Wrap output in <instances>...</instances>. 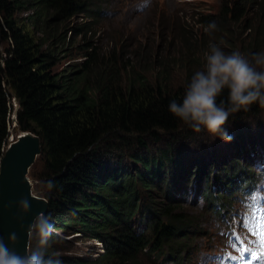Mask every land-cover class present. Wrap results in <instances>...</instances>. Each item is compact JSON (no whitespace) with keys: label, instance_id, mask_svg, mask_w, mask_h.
<instances>
[{"label":"trees","instance_id":"1","mask_svg":"<svg viewBox=\"0 0 264 264\" xmlns=\"http://www.w3.org/2000/svg\"><path fill=\"white\" fill-rule=\"evenodd\" d=\"M120 1L0 0V157L13 129L30 130L41 141L35 175L43 181L47 210L34 228L40 235L29 264H143L142 253L183 263L199 223L182 205L189 196L193 202L204 198L211 170L187 169L180 141L165 144L160 132L182 138L189 148L195 146L188 142L201 143L212 158L222 150L188 127L208 116L224 125L244 120L225 132L223 144L227 153L238 151L232 177L242 183L234 210L213 205L209 196L202 210L227 228L256 211L242 201L264 179V70L198 80L188 73L172 90L164 80L151 82L144 71L151 51L129 57V47L120 43L101 49L104 4ZM262 1L221 0L207 18L195 13L204 26L217 29L246 20L257 7L255 22L264 24ZM179 31L184 45L192 46L196 33L184 24ZM149 136L164 145L150 148ZM252 166L258 170L242 177ZM217 180L225 181L214 172ZM71 235L98 241L102 251L91 259L67 253Z\"/></svg>","mask_w":264,"mask_h":264},{"label":"rangeland","instance_id":"2","mask_svg":"<svg viewBox=\"0 0 264 264\" xmlns=\"http://www.w3.org/2000/svg\"><path fill=\"white\" fill-rule=\"evenodd\" d=\"M220 1L122 0L118 4L115 2L104 4L103 11L105 15L100 19L102 23L97 32V36L101 39L103 45L101 49L106 51L120 43L124 45L125 49L129 47L127 49L129 57L134 56V54H145V52L149 55V51H151V58L144 60V71L151 82L160 83L164 80L170 90L177 85L183 84L188 73L192 75L193 79L198 80L204 74L242 76L247 73L264 70V24L255 22L260 17V15L255 17V12L260 10V8L257 9L255 7L254 10H249L246 20L243 18L242 21L230 22L226 26L222 24L216 25L218 28H213V31L212 25H209L208 28L198 20L199 16L195 11L201 13L202 18H207L210 13L217 9ZM261 5H264V0ZM183 24L196 33L192 46L184 45V39L180 38L181 32L179 28ZM249 24H251V27H248ZM256 25L257 27L254 29ZM221 26L222 28H219ZM203 34H209V39L207 40L208 36H203ZM135 35L138 36V39L134 43H125L124 39L128 41ZM210 37L214 39L211 40ZM1 43L0 47L2 48L3 43L2 45ZM158 55L160 56L157 57ZM164 57L167 60L162 62ZM61 64L64 63L62 62ZM135 69L138 70L139 68ZM162 69L164 70L162 71ZM259 120L264 122V113L260 115ZM241 122H244V120H236L224 125L211 116H208L205 122L203 120L192 121L188 127L197 129L203 143L210 145L214 142L211 148L216 147L215 150H222L223 153L221 155L217 153L212 158L211 154L206 153L207 149H211L200 148L201 143L197 145L196 143L188 142V144L195 146V148H189L187 142L183 141L182 138H171L167 133L160 132V140L165 144L180 141L179 146H182L181 155L185 157V161L182 164L187 169L190 168L196 171L198 168H205L211 170L210 178L205 181L208 187L206 191L208 192H205L204 198L196 196L195 204L191 205V199L194 197L189 196L185 198L187 200L182 205L185 211L194 212L199 226L195 234V245L191 252L186 255V260L181 264H212L211 258L214 256L219 244L222 243V239L217 236L218 232L213 228L216 224L215 218L211 216L212 214L208 215L201 210V207L206 204L209 196L214 202L212 203L213 205L225 204L230 210L235 208V200L241 191L240 185L242 183L240 182V185H238V181L232 177L233 173L238 170V166L234 162V156L238 155V151L227 153L228 151L226 152L223 144H227L225 132L232 130L230 128L236 123L241 125ZM200 128L202 130H199ZM17 131L19 130L13 129V137H15ZM145 139L148 142V146L152 149L164 145L160 141L158 143L153 142V138L150 136ZM246 146L248 148L253 147L252 144ZM259 148L264 159V143ZM132 151L133 149H131ZM36 159V162L34 161L35 166L33 168L32 165L30 166L28 176L32 182L33 192L42 197L43 181L39 176L35 175ZM255 170H258L255 166H252L251 169H246L242 177ZM214 172H216L218 177L224 178L225 181L228 178L232 180L227 182L222 180L213 181ZM161 177L165 178V176ZM258 200L264 201V193L258 195ZM209 203L210 201H208ZM40 217L35 220L30 233L29 253L35 248L36 238L40 235L38 231H34V228L39 227L41 224ZM149 218L150 216H145V219ZM137 220L138 217L135 218L134 222L137 223ZM143 229L144 227L141 226L137 231L141 232ZM70 237L72 235L68 236V238ZM248 237L250 239L251 235L249 234ZM235 239H238V236ZM71 240L70 243H67L68 247L66 248L69 254H75L84 259H91L102 251L99 246L100 243L94 239L79 237L74 240V237H72ZM242 242L248 243L247 240ZM258 244L257 246L255 243L249 242L238 246L235 250L227 252L226 257L232 258L234 264L239 261H242L243 264H253L255 260L251 259L255 250L260 254L264 253L261 238L258 239ZM141 259L143 264H174L172 261H162L158 257L150 258L145 253H142Z\"/></svg>","mask_w":264,"mask_h":264},{"label":"water","instance_id":"3","mask_svg":"<svg viewBox=\"0 0 264 264\" xmlns=\"http://www.w3.org/2000/svg\"><path fill=\"white\" fill-rule=\"evenodd\" d=\"M10 135L0 157V264H29L30 233L47 210V200L37 197L27 176L41 152V141L30 130Z\"/></svg>","mask_w":264,"mask_h":264},{"label":"clouds","instance_id":"4","mask_svg":"<svg viewBox=\"0 0 264 264\" xmlns=\"http://www.w3.org/2000/svg\"><path fill=\"white\" fill-rule=\"evenodd\" d=\"M13 133V132H12ZM12 133H10V134H12ZM10 136L11 135H9V137H8V139H7V141H6V144H7V142H8V140H9V138H10ZM5 144V145H6ZM4 145V146H5ZM251 192H256V196L258 195V194H262V193H264V179H261V180H259V181H257L256 182V185L253 187V189L250 191V192H247V193H245V195H250L251 194ZM187 199H185V201H186ZM195 204V202H193V199H191V205H194ZM203 206V205H202ZM201 210H202V207H201ZM205 213H207L208 211H204ZM192 213H194V212H192ZM194 216H196V215H194ZM212 216V215H211ZM197 217V216H196ZM213 217V216H212ZM198 220V219H197ZM199 223V222H198ZM213 228L218 232V234H217V236H218V238H221L222 239V243L221 244H219V246H218V249H217V252L218 253H220V252H223V251H225L226 249H230L231 248V246H233V245H235V244H248V243H246V242H242V241H244V239L246 238V237H248V236H239L238 237V239H235V237H237V236H230V237H228L227 238V233H226V229H221V226H217V225H215V226H213ZM240 237H242V239H240ZM249 238V237H248ZM250 239H252V238H250ZM98 242V241H97ZM99 246H100V248H101V250H102V245L101 244H99ZM98 253H100V252H98ZM98 253H97V255H95V256H93L94 258H96L97 256H98ZM162 261H164V260H162Z\"/></svg>","mask_w":264,"mask_h":264},{"label":"bare ground","instance_id":"5","mask_svg":"<svg viewBox=\"0 0 264 264\" xmlns=\"http://www.w3.org/2000/svg\"><path fill=\"white\" fill-rule=\"evenodd\" d=\"M29 170H30V167L28 168V170H27V176H28V173H29ZM17 178H19V179H22V177H20V176H17ZM28 178H29V176H28ZM30 179V178H29ZM22 181V180H21ZM23 188H25L24 186H23ZM31 188H32V185H31ZM33 189V188H32ZM37 197H41V196H38L37 195ZM42 198V197H41ZM244 240H247V242L249 243V242H253L254 243V241L252 240V239H249V238H245ZM195 241H196V239H195ZM3 255H4V257L5 258H7V254L5 255V253H3Z\"/></svg>","mask_w":264,"mask_h":264}]
</instances>
